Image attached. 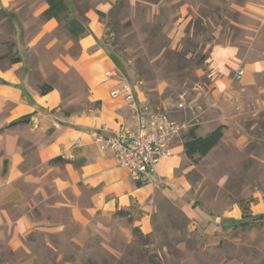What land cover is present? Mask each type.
Returning <instances> with one entry per match:
<instances>
[{
    "label": "rangeland",
    "instance_id": "rangeland-1",
    "mask_svg": "<svg viewBox=\"0 0 264 264\" xmlns=\"http://www.w3.org/2000/svg\"><path fill=\"white\" fill-rule=\"evenodd\" d=\"M66 1L87 36L99 24L98 47L150 108L191 127L213 116L219 118L215 128L225 124L224 138L206 157L186 156L188 198L207 215L190 218L182 202L165 198L152 214L150 235L136 223L138 209L97 215L86 232L69 221L64 238L36 232L18 248L0 238V264H264V214H251L254 194L264 199V72L250 87H241L238 76L246 64L264 61V0ZM6 3L0 9V66L21 57L27 84L39 91L43 85L58 88L65 115L96 110L78 73L65 69L67 58L80 55V39L58 22L44 29L45 0ZM218 46L236 48L242 69L235 73L236 93L212 106L211 57ZM235 204L249 209L243 221L209 234L208 227Z\"/></svg>",
    "mask_w": 264,
    "mask_h": 264
},
{
    "label": "crops",
    "instance_id": "crops-1",
    "mask_svg": "<svg viewBox=\"0 0 264 264\" xmlns=\"http://www.w3.org/2000/svg\"><path fill=\"white\" fill-rule=\"evenodd\" d=\"M6 6V0H0V9ZM56 25L57 21L50 19L43 27L50 30ZM101 36L102 29L96 23L92 33L79 40L80 55L67 58L65 67L78 73L90 103L100 102L89 113H62L61 91L54 88L43 95L29 86L23 61L0 66V238L7 237L13 248L24 246L28 236L36 232L64 238L70 234L69 221L86 232L97 215L135 209L141 211L136 223L147 236L153 232L152 214L165 198L182 202L183 211L190 218L207 215L206 209L187 195L191 186L186 175L191 168L185 165L181 136L172 140V155L161 160L151 181L143 186L133 180L112 151L99 143V137L134 126L128 104L112 96L121 76H106V72L116 71L117 67L108 53L98 47ZM236 51L231 46H218L212 52V106L219 104L221 96L236 93L234 77L242 69ZM243 70L240 86L250 87L264 72V61L248 63ZM134 90L139 103L146 105L144 95L136 87ZM54 110L57 112L53 113ZM26 117V122L12 125ZM217 120L214 116L203 118L198 133L206 136L212 132ZM59 157L63 160L52 163ZM254 197L251 214L260 218L264 214V199L256 193ZM241 208L237 204L229 207L207 232L220 235L242 222ZM65 216L68 221H62Z\"/></svg>",
    "mask_w": 264,
    "mask_h": 264
},
{
    "label": "built area",
    "instance_id": "built-area-1",
    "mask_svg": "<svg viewBox=\"0 0 264 264\" xmlns=\"http://www.w3.org/2000/svg\"><path fill=\"white\" fill-rule=\"evenodd\" d=\"M243 74L240 71L238 76ZM106 76L117 79L119 75L113 70L106 72ZM117 80L119 87L112 91V96L121 98L128 104L134 126L112 136L99 137L98 141L103 149L115 154L119 164L130 171L136 183L146 185L151 181L161 160L172 155V140L187 133L191 126L166 113L156 112L147 104L141 105L134 87L122 77ZM179 107L183 108V104Z\"/></svg>",
    "mask_w": 264,
    "mask_h": 264
},
{
    "label": "trees",
    "instance_id": "trees-1",
    "mask_svg": "<svg viewBox=\"0 0 264 264\" xmlns=\"http://www.w3.org/2000/svg\"><path fill=\"white\" fill-rule=\"evenodd\" d=\"M48 7L42 13L41 17L45 22L51 20H56L59 24L64 25L65 31L68 35L74 40H79L87 35L88 28L84 22L76 17H70V8L66 0H45ZM97 14L100 17H105V13L98 11ZM22 62L21 57H16L13 59L12 64ZM51 85H43L40 88V93L45 95L53 90ZM97 106L100 105V102L95 103ZM152 109V108H151ZM62 112V109H60ZM155 111V110H154ZM56 113L57 111H52ZM157 112V111H156ZM29 118H23L17 122L12 123L19 124L26 122ZM226 129L225 124L219 125L212 132L206 136H202L198 133V126H193L189 129L187 133L183 136V145L185 149V154L189 159H194L197 156L200 158L206 157L224 138V130ZM61 157L56 158L52 163L62 161ZM140 186H143L139 184ZM241 206V205H240ZM244 215H246L249 210L244 205L241 206Z\"/></svg>",
    "mask_w": 264,
    "mask_h": 264
}]
</instances>
